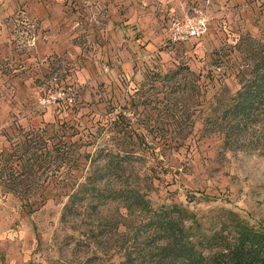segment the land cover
<instances>
[{
    "label": "rangeland",
    "instance_id": "obj_1",
    "mask_svg": "<svg viewBox=\"0 0 264 264\" xmlns=\"http://www.w3.org/2000/svg\"><path fill=\"white\" fill-rule=\"evenodd\" d=\"M202 3L0 0V149L43 122L71 125L72 139L99 132L86 149L122 130L130 177L152 206L183 207L193 239L229 238L232 217L264 228V149L224 148L204 119L264 45V0H208L205 32L169 43L168 22ZM63 202L55 188L0 190V264H120L129 249L147 259L145 232L100 224L123 214L116 203L61 219Z\"/></svg>",
    "mask_w": 264,
    "mask_h": 264
},
{
    "label": "trees",
    "instance_id": "obj_2",
    "mask_svg": "<svg viewBox=\"0 0 264 264\" xmlns=\"http://www.w3.org/2000/svg\"><path fill=\"white\" fill-rule=\"evenodd\" d=\"M246 74H238V86L218 112L207 115L221 134L224 148L264 149V45L252 54ZM210 116L215 117L214 121ZM21 130V127H18ZM111 143L86 149L100 135L84 141L72 126L62 122H43L22 131L20 142H11L0 149V190L21 199L43 189H56L64 197L60 218L76 215L81 209L97 212L99 206L113 202L123 211L117 216L102 217L103 228L116 232L119 226L145 232L143 264H264V228L247 221L230 219L232 232L213 233L193 239L185 209L178 204L152 206L136 175L126 169L134 152L121 145L118 136ZM82 139L84 142L79 143ZM82 147V148H81ZM57 172L58 176L54 175ZM221 230V229H220ZM122 231L120 235H124ZM221 237V238H214ZM230 239V241H222ZM211 240V241H210ZM131 249L122 254L120 264H138V254Z\"/></svg>",
    "mask_w": 264,
    "mask_h": 264
},
{
    "label": "built area",
    "instance_id": "obj_3",
    "mask_svg": "<svg viewBox=\"0 0 264 264\" xmlns=\"http://www.w3.org/2000/svg\"><path fill=\"white\" fill-rule=\"evenodd\" d=\"M208 0L201 5H195L188 11H183L178 17H173L166 28V38L169 43H179L190 38L200 37L206 29L205 7Z\"/></svg>",
    "mask_w": 264,
    "mask_h": 264
}]
</instances>
